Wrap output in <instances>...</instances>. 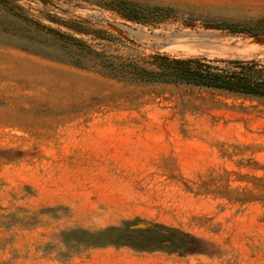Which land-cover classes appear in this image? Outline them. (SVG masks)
Instances as JSON below:
<instances>
[{"label": "rangeland", "instance_id": "1", "mask_svg": "<svg viewBox=\"0 0 264 264\" xmlns=\"http://www.w3.org/2000/svg\"><path fill=\"white\" fill-rule=\"evenodd\" d=\"M51 1L0 0V264H264V97L123 78L264 65V0Z\"/></svg>", "mask_w": 264, "mask_h": 264}, {"label": "trees", "instance_id": "2", "mask_svg": "<svg viewBox=\"0 0 264 264\" xmlns=\"http://www.w3.org/2000/svg\"><path fill=\"white\" fill-rule=\"evenodd\" d=\"M148 62L151 67H140L131 63V69L127 72L132 77L123 78L196 85L264 97V65L255 58L209 59L204 55H155ZM220 62L225 65H220ZM244 192L245 190L241 195L248 192L253 195V200L264 201V175L255 176L253 191ZM248 199L249 197H243L239 200L245 202Z\"/></svg>", "mask_w": 264, "mask_h": 264}, {"label": "crops", "instance_id": "3", "mask_svg": "<svg viewBox=\"0 0 264 264\" xmlns=\"http://www.w3.org/2000/svg\"><path fill=\"white\" fill-rule=\"evenodd\" d=\"M105 254L102 256L92 254L90 258V262L93 264H141L142 260H144V256L139 254L136 251H132L130 249H105ZM107 253H112L111 255H107ZM149 264H153L150 262Z\"/></svg>", "mask_w": 264, "mask_h": 264}, {"label": "water", "instance_id": "4", "mask_svg": "<svg viewBox=\"0 0 264 264\" xmlns=\"http://www.w3.org/2000/svg\"><path fill=\"white\" fill-rule=\"evenodd\" d=\"M45 2H48V3H53L51 0H43Z\"/></svg>", "mask_w": 264, "mask_h": 264}]
</instances>
